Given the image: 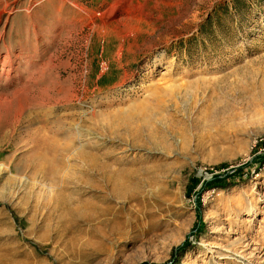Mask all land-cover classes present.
Returning a JSON list of instances; mask_svg holds the SVG:
<instances>
[{
	"label": "rangeland",
	"instance_id": "rangeland-1",
	"mask_svg": "<svg viewBox=\"0 0 264 264\" xmlns=\"http://www.w3.org/2000/svg\"><path fill=\"white\" fill-rule=\"evenodd\" d=\"M83 151L143 180L71 251ZM0 264H264V0H0Z\"/></svg>",
	"mask_w": 264,
	"mask_h": 264
},
{
	"label": "bare ground",
	"instance_id": "bare-ground-1",
	"mask_svg": "<svg viewBox=\"0 0 264 264\" xmlns=\"http://www.w3.org/2000/svg\"><path fill=\"white\" fill-rule=\"evenodd\" d=\"M128 127H129V131L132 130L131 132L134 135L133 139H139L141 136V132L143 131L142 130L143 128L140 129L139 128L140 126L138 127L136 125L133 126L130 124ZM154 131H156V129ZM156 134L157 133L154 134V137H156L155 136ZM151 137L152 135L150 136V138ZM98 158L101 157H97L96 153L95 154L87 153L84 151L81 152V159H89L87 161L88 163L87 168L83 169L82 172L80 171L82 173L81 178H83L84 180L83 182L87 181L88 183H90L91 188L95 189V191L92 197L84 199V201L82 202L83 203L82 206L69 208L68 213L67 211L65 213L66 216L65 222L61 223L64 224L63 227L64 229L63 232H61V230L59 232H61V234L64 233L71 235L69 242L68 243L66 242L67 249L71 251L72 250L81 251V249L78 248L77 246V243L81 238L79 236L86 234L87 231H90V229H96L98 228V226L99 227L101 226L100 227L101 229L103 225H108V224L109 225L112 224V229H114L115 227L124 224V218L122 212L123 208L119 204L123 202H127V199L129 200L136 199L139 196V193L141 192L140 186H141V181L143 179L141 180L140 177V173L142 172V171L140 172L139 170L140 168L138 169L134 167H130V168L120 167L119 169L116 168L114 169L112 166H111L112 168L111 167L107 168L105 166L107 165L108 162L104 166L103 165L104 163L99 164ZM91 170H93L94 172L91 173ZM71 202L72 204L74 203L73 201ZM74 230L79 231L80 233L78 232L79 234L77 233V235H75L73 233ZM96 236L99 235L97 234Z\"/></svg>",
	"mask_w": 264,
	"mask_h": 264
},
{
	"label": "trees",
	"instance_id": "trees-1",
	"mask_svg": "<svg viewBox=\"0 0 264 264\" xmlns=\"http://www.w3.org/2000/svg\"><path fill=\"white\" fill-rule=\"evenodd\" d=\"M240 170L237 169L236 171ZM200 182L199 178L193 177L189 179V184L187 188V192H191ZM233 183L232 176L226 175L224 177H219L216 175L212 180L204 182L202 189L205 190L207 188H226L230 186ZM201 222V221H200ZM187 244H184L183 246H180L178 248L179 251H183Z\"/></svg>",
	"mask_w": 264,
	"mask_h": 264
}]
</instances>
